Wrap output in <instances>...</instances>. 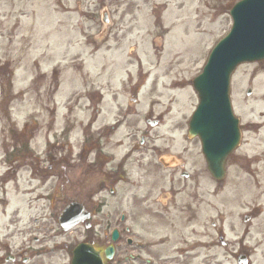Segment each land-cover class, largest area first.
Returning <instances> with one entry per match:
<instances>
[{
    "label": "rangeland",
    "instance_id": "rangeland-1",
    "mask_svg": "<svg viewBox=\"0 0 264 264\" xmlns=\"http://www.w3.org/2000/svg\"><path fill=\"white\" fill-rule=\"evenodd\" d=\"M237 1L0 0V264L3 244L10 255L19 253L30 236L24 239L18 229L28 223L25 230H34L27 207L47 203L33 173L47 174L50 154L58 157V173L81 164L65 167L68 135H52L58 125L53 116L67 111L75 156L83 141L96 139L98 127L115 126L104 128V138L116 157L127 153L131 139H144L142 151L168 152L186 163L189 179L180 177V166L157 165L164 181L154 197L171 190L163 196L167 206L143 209L129 201L149 191L135 162L128 167L130 184L123 185L127 194L119 196L125 199L117 205L110 200L116 210L103 209V216L127 215L134 235L168 240L156 264H238L237 250L251 254L250 264H264V62L243 64L232 76L243 140L223 182L206 173L200 143L187 135L199 101L192 80L229 32ZM105 11L109 24L101 20ZM54 138H60L58 150L48 142ZM245 215L252 216L246 224Z\"/></svg>",
    "mask_w": 264,
    "mask_h": 264
},
{
    "label": "flooded vegetation",
    "instance_id": "flooded-vegetation-1",
    "mask_svg": "<svg viewBox=\"0 0 264 264\" xmlns=\"http://www.w3.org/2000/svg\"><path fill=\"white\" fill-rule=\"evenodd\" d=\"M109 142V139L103 138L95 140V144L92 145L94 148H91L93 151L95 150L94 158L89 166L83 165L82 162L87 161L86 159L90 157V154L86 157L78 155L77 158L69 154L61 157L65 162V167H69L73 162H81L78 167L76 166V170H73L74 167L71 166V170L64 172V174L58 173V161L52 158V164L49 168L53 169L54 175L41 178L40 186L48 195L45 199L47 203L37 207L30 204L27 208V211L32 212L34 216L32 222L35 223V227L32 240L35 246L31 255H25L27 251H24L23 256L20 254L23 257L22 264H50L55 256L65 259L66 264H72L74 250L79 244H86L88 246L85 250L86 253L91 257L98 255L102 258L103 264H134L136 262L153 264L152 259L163 256L168 240L156 239L155 235L149 233L130 235L131 230L126 227L128 219L124 215L106 214L104 219L99 212V207L104 206L103 195L108 194L118 200L121 185L129 183V178L124 173L128 174L130 159L135 152L138 154L134 159H137L141 168H144L149 191L146 192L144 199L140 200L133 197L130 201L135 206L144 204L148 208L157 207L160 199H164V197L157 198V196L154 197V194L163 183L164 178L158 175L159 167L155 158L159 159L162 154L159 155L155 152L149 154L147 151L144 153L138 148L144 145V140L139 146L132 140L129 153L116 159L112 152L113 149L108 148ZM143 159L146 161L142 164ZM186 177L188 178L189 175ZM170 179L172 182L174 181V174H171ZM168 192L171 193V190ZM159 193L165 195L166 191L162 190ZM97 195L101 197L99 203L95 199ZM73 202L81 204L84 209L88 210L90 218L81 221L71 230L64 231L59 225V215L69 203ZM147 225L153 226L150 223ZM81 227L84 229L82 234L79 233ZM70 231L79 234L70 238V235L66 236V233ZM114 231L118 233L116 239H113ZM19 234L26 235V232L21 230ZM109 248H111L110 257L107 256ZM143 255L147 259L143 260ZM13 259L15 258L13 257ZM90 262L93 263V260Z\"/></svg>",
    "mask_w": 264,
    "mask_h": 264
},
{
    "label": "water",
    "instance_id": "water-1",
    "mask_svg": "<svg viewBox=\"0 0 264 264\" xmlns=\"http://www.w3.org/2000/svg\"><path fill=\"white\" fill-rule=\"evenodd\" d=\"M230 14V32L217 43L203 72L194 80L200 102L189 129L190 137L200 138L209 172L217 180L225 177L226 159L241 139L239 119L229 96L231 75L241 63L264 59V0H241ZM71 215L68 207L61 221L65 223Z\"/></svg>",
    "mask_w": 264,
    "mask_h": 264
}]
</instances>
